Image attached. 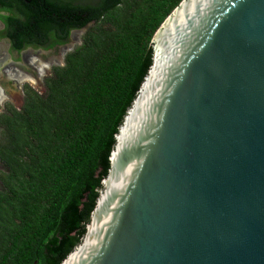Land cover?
I'll use <instances>...</instances> for the list:
<instances>
[{"label":"water","instance_id":"water-1","mask_svg":"<svg viewBox=\"0 0 264 264\" xmlns=\"http://www.w3.org/2000/svg\"><path fill=\"white\" fill-rule=\"evenodd\" d=\"M151 49L60 264H264V0H181Z\"/></svg>","mask_w":264,"mask_h":264},{"label":"trees","instance_id":"trees-1","mask_svg":"<svg viewBox=\"0 0 264 264\" xmlns=\"http://www.w3.org/2000/svg\"><path fill=\"white\" fill-rule=\"evenodd\" d=\"M47 1L43 17L25 0H0L13 49L53 47L87 27L44 78V92L26 88L22 106L0 114V264H60L80 242L151 64L153 33L181 0Z\"/></svg>","mask_w":264,"mask_h":264},{"label":"rangeland","instance_id":"rangeland-1","mask_svg":"<svg viewBox=\"0 0 264 264\" xmlns=\"http://www.w3.org/2000/svg\"><path fill=\"white\" fill-rule=\"evenodd\" d=\"M85 31L86 28L74 30L72 32V35L69 38L71 44L66 51L64 50V47H53L47 51L34 52L32 55V60H37L39 63H41V65L38 64V78L35 76L34 71L30 67L23 65L24 62L22 61L21 65L19 67H16V69L20 72L19 74H22V78L19 80L18 86L15 87L6 79L5 81L0 80V90L3 91V94H1L0 92V114L6 110L8 105L15 108H20L22 106L26 88H31L37 93L42 94L44 92V78L50 75L53 66L62 65L64 63V53L75 48L82 42V36ZM3 36L4 35H0V39L3 38ZM3 41V45H5V48L8 51L9 43L5 39H3ZM9 53L13 60L18 59V56L14 51H11ZM6 59H8V57Z\"/></svg>","mask_w":264,"mask_h":264},{"label":"flooded vegetation","instance_id":"flooded-vegetation-1","mask_svg":"<svg viewBox=\"0 0 264 264\" xmlns=\"http://www.w3.org/2000/svg\"><path fill=\"white\" fill-rule=\"evenodd\" d=\"M25 1H26L25 3L30 4L32 6L36 5L39 9L40 16L44 17V15L49 16V14H51V7H50L47 0H25ZM55 1L60 2L61 0H55ZM63 1H66L71 5H76V4H80V5H91L92 4L93 5V4H97L99 0H63ZM0 14L9 15L10 12L5 11V10H0ZM85 28H87V27H85ZM0 29H1L0 35H4L3 38L0 39V80L5 81V79H6L16 87V86H18L19 79L14 78V77L13 78L8 77V75H7L8 70L20 73L16 69V67H19L21 65V62L23 61L24 62L23 65L30 67L34 71L35 76L38 78L39 77L38 64L41 65V63H39L37 60H36V62H35V60H32L33 53L34 52L47 51L53 47H55V48L64 47V50L66 51L67 48L70 47L69 45L71 44L69 38L72 35V32L74 30L83 29V27L82 28H71L68 32V35H69L68 40L65 43L58 44V45H55L53 47H47V48H45L44 46H42V44H39V43L36 45H34V44H23L22 48H20V49H13L12 48L11 41L9 40L8 37H6L5 24L1 19H0ZM36 36H39V35H36ZM3 39H5L9 43V50L8 51L9 52L14 51L15 54L18 56L17 60H13L11 58L10 53L6 50L5 45H3V43H4ZM67 52L64 53L63 60H64V56ZM7 57H8V59H6ZM0 92L3 94L2 90H0ZM4 168H5V166L0 162V169L3 170ZM1 185H2V181L0 180V187H1Z\"/></svg>","mask_w":264,"mask_h":264},{"label":"bare ground","instance_id":"bare-ground-1","mask_svg":"<svg viewBox=\"0 0 264 264\" xmlns=\"http://www.w3.org/2000/svg\"><path fill=\"white\" fill-rule=\"evenodd\" d=\"M36 59V58H35ZM35 62H36V60H35ZM34 62V63H35ZM9 72H7V74H8V76L9 77H14V78H19V80L22 78V74L20 75L19 73H17V72H12V71H10V70H8ZM2 94V93H1ZM5 95V94H4ZM3 96V95H2ZM1 98V97H0ZM2 100V99H1ZM1 102V101H0Z\"/></svg>","mask_w":264,"mask_h":264}]
</instances>
